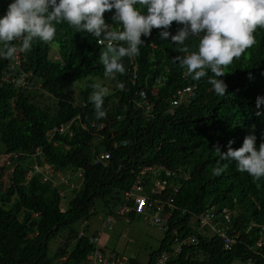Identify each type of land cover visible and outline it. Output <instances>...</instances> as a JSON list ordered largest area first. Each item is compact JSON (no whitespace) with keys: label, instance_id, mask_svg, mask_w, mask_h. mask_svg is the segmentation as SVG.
Segmentation results:
<instances>
[{"label":"trees","instance_id":"16d2710c","mask_svg":"<svg viewBox=\"0 0 264 264\" xmlns=\"http://www.w3.org/2000/svg\"><path fill=\"white\" fill-rule=\"evenodd\" d=\"M9 3L10 0H0V15ZM105 20L114 23L111 12L105 13ZM178 27L173 22L171 33L175 34ZM56 29L50 42L58 45L60 61H51L49 46L39 40L24 56L22 70L32 75L27 82L35 89L41 85L39 94L0 83V150L23 153L13 159L15 168L8 178L9 185L5 187L3 179L0 180V264H53L49 244L55 237L70 232L71 241L78 238L73 226L89 221L100 203L102 210L112 214L135 180L132 171L154 164L171 170L184 167L190 170L191 177L174 198L175 210L166 209L165 214H172L170 230L165 232L159 249L151 253L147 264H155L162 253L171 252L173 230L180 239L196 236L198 244L185 246L181 255L167 264H248L250 260L264 264V245L255 246L264 228V178L254 180L241 173L234 162L220 161L215 151L219 146L221 152H226L229 140L235 141L234 149L239 148L250 134L256 135L257 147L262 142L264 116L256 113L264 111V106L258 110L256 98L264 96V31L258 32L256 45L225 69L227 94L217 96L207 77L193 81L186 75V69L173 63L172 59L182 54L170 38L161 40L159 30L153 29L150 37L142 36L145 45L140 46L135 59L137 79L131 81L134 69L128 68L130 57L123 58L126 71L115 74L110 81L115 92L105 97L106 117L98 120L89 97L94 91L93 80L107 78L99 59L106 48L99 46L95 38L77 33L67 23L56 25ZM197 44L198 41H192L190 51H196ZM8 63L9 59H2L0 79ZM82 82L85 84L79 97L83 104L75 107L66 88ZM147 84L151 88L148 93ZM187 87L193 88L190 101L170 113L173 96ZM154 89L156 95L151 93ZM141 90L156 102L149 123L132 104ZM52 97L59 100L57 106L42 105L54 102ZM117 97H120L118 105ZM122 105L126 106L124 119L115 122ZM79 115L85 127H75L77 133L73 138L55 135L52 142L47 141L50 130ZM101 124H105L104 128L97 131ZM124 142L127 145L113 148L114 144ZM39 148L41 155L32 159ZM103 152L110 154L108 167L93 164V157ZM36 162L48 163L56 170L84 171L82 187L74 192L64 212L58 189L44 183L39 175L27 181L29 167ZM225 165L221 175L212 174L214 168ZM5 172L2 169L0 177ZM149 185L145 183V187ZM211 206L236 213L230 226L240 239L233 251H225L216 237H205L196 229L199 216ZM89 237L78 238L71 252L64 246L57 257L66 254L67 263H80L95 249ZM102 252L106 255L104 249ZM131 264L138 263L131 261Z\"/></svg>","mask_w":264,"mask_h":264},{"label":"clouds","instance_id":"9594fccd","mask_svg":"<svg viewBox=\"0 0 264 264\" xmlns=\"http://www.w3.org/2000/svg\"><path fill=\"white\" fill-rule=\"evenodd\" d=\"M142 9H146V12ZM106 12H111L112 21L114 23L118 22V24L106 22ZM173 22L179 26L175 34L170 31ZM63 23L73 26L77 33L95 38L99 46H105L106 48L100 53L99 59L107 78L93 80L95 82L94 91L89 97L94 106L96 119L99 120L106 117L104 111L105 97L115 92V86L113 85L112 93L109 94L107 80L112 81L117 73L124 74L126 69L122 60L125 57H130L128 68L133 67L134 74L131 81L135 82L137 79L135 59L140 54V46L145 45L142 36L145 38L150 37L153 29L159 30L161 40L170 38L172 44L177 46L179 53L182 55L174 57L172 61L182 69H186L188 77L193 81H200L202 78L207 77V83L212 86L214 93L217 96H225L227 94V84L223 79L227 74L225 69L232 64L234 59H239L247 49L256 45L258 32L264 31V0H10L4 14L0 15V64L2 59H9L0 83L13 84L22 91L37 92L41 85L38 84V88L35 89L30 82H27L32 78V75L22 70L24 56L26 52L31 51L34 42L37 40L45 42L49 48L52 44H56L50 41L56 36V25ZM115 26H117V29H115ZM192 41H198L196 51H190ZM50 52L51 48L48 53L51 61L61 60L59 48L57 60L50 57ZM209 72L211 75H209ZM98 80H101L102 83H98ZM76 84H81L79 89H83L85 82L73 83L70 86ZM150 89L147 84V93ZM156 91L157 89H154L151 93L156 95ZM192 92L193 88L191 87L179 89L170 102L169 112L173 113L174 108L183 103L187 104L192 97ZM147 93L144 90L138 92L132 104L137 112L144 117V120L149 123L153 120V112L157 107L156 102ZM66 94L70 100H73L75 107L82 106L83 103L80 97V102L76 104L75 92L72 89L69 91V86L66 88ZM119 98H115L117 105ZM58 101L54 99L55 106H57ZM262 106H264V96H257L256 108L259 110ZM124 109H126L125 105L120 106V114L116 116L115 122L124 119ZM256 115L264 116V111H257ZM78 125H81L82 128L85 127L81 122L80 115L68 123L55 126L46 134L47 141L52 142L55 135L73 138L77 133L75 127ZM104 125L101 124L97 131L103 129ZM256 140V135L250 134L244 137L242 146L239 148L234 149L232 145L235 141L229 140L226 145V152H221L219 146L215 148V151L219 153L220 161L234 162L238 171L247 173L254 180H259L264 178V137H262V142L258 147ZM125 145H127V142L121 145L114 144L113 148L116 149ZM0 152L6 153L5 150H0ZM16 154L23 155V153ZM103 154L110 156L108 152H103L93 157V164L94 160ZM40 155L41 149L39 148L32 155V159L35 160ZM35 164L40 165L37 162ZM35 164L29 168H32ZM44 164L50 165L48 163ZM44 164H41V166ZM148 166L164 165H146L139 169ZM226 167L227 165L216 167L213 169L212 174L219 176L226 170ZM167 169L174 172L175 175L165 177L160 174L159 179L167 181V193L170 194L175 188H177L176 193H178L182 184L190 180V170L184 167L175 170ZM5 171L7 172L8 169H5ZM137 171H132L135 177ZM5 173L1 179L11 174L5 175ZM213 208L219 212L229 211L231 222L236 217V213L228 208L220 209L211 206L207 210ZM230 224L228 228L231 233L238 234L231 228ZM196 229L200 232L199 226ZM262 231H264L263 227ZM262 231H260L259 238L255 242L257 248H262L264 245ZM201 235L203 234L201 233ZM192 237L197 239L196 236ZM216 238L222 244V241L218 237ZM174 245L171 252L174 251ZM234 248L230 251H233ZM173 253L170 254L169 260L181 255L180 253L175 256ZM251 263L254 264L252 261Z\"/></svg>","mask_w":264,"mask_h":264},{"label":"built area","instance_id":"2783aa9c","mask_svg":"<svg viewBox=\"0 0 264 264\" xmlns=\"http://www.w3.org/2000/svg\"><path fill=\"white\" fill-rule=\"evenodd\" d=\"M19 154L16 153H3L0 152V171L8 169L5 173H12L14 171L13 159H18ZM110 156L103 154L94 160V165L107 167L109 165ZM41 165L35 164L29 168L27 173V180H31L34 176L39 175L44 183H50L59 191L61 203H67L74 197V192H78L84 181V171L78 169L71 170H56L53 166L45 165V172H41ZM165 177L174 176L175 173L171 172L164 166H148L136 172V177L130 189L123 193L122 204L115 208L112 214H108L103 220V228L97 233L89 237L90 243L94 244L95 249L92 250L80 263L78 264H131V262L124 257H111L105 255L102 250L106 245V241L102 240L105 236V230H112L113 223L118 219H124L130 214H138L143 216L145 221L153 225L164 233L170 230L169 221L172 214H165L166 209L174 211V197L176 196L177 188L167 195V181L160 180L159 175ZM4 178V177H3ZM1 180V177H0ZM145 183H149V187H145ZM148 190V191H147ZM166 195V196H165ZM166 199V200H165ZM62 212L64 209H62ZM231 223V213L227 210L219 212L216 209H209L199 217V231L207 237H218L223 244L226 251L232 250L238 240L239 235L231 233L229 224ZM174 232V253L179 255L186 245L198 244L197 239L194 237L181 240ZM86 235L82 234L80 237ZM176 236V237H175ZM103 242V243H102ZM171 253H163L160 255L155 264H166L170 258ZM70 264V263H66ZM248 264H252L249 261Z\"/></svg>","mask_w":264,"mask_h":264},{"label":"rangeland","instance_id":"374dc122","mask_svg":"<svg viewBox=\"0 0 264 264\" xmlns=\"http://www.w3.org/2000/svg\"><path fill=\"white\" fill-rule=\"evenodd\" d=\"M50 48V57L53 60H57L59 57L58 45L52 44ZM100 81L101 80H98V83H102V81ZM80 85L81 84L69 86V91L72 89L73 92H75L74 97L76 98V104L80 102ZM107 89L109 90V94L112 93L113 85L111 84L110 79L107 80ZM37 94H39V92H37ZM39 100H42V97H40ZM54 103L55 102L53 101H46L42 105L51 104V107H53ZM40 170L41 172H45V164L40 167ZM9 177L10 175H6L3 178L5 187L9 185ZM66 205V202L61 203V208L66 209ZM101 208L102 206L100 203V207L98 206L97 211L95 210L94 216H92L89 221H80L73 226V228L77 231L78 238H80L82 234L86 236H93L102 230L103 220L107 217L108 213ZM104 234L106 237L103 236L102 240L106 241V245L104 247V252L106 255H117L138 264H147L149 262L151 253L159 249L165 236V233L162 230L148 224L144 217L139 215H135L133 218L126 217L122 220H116L113 223V229H106ZM71 238L70 232H65L58 235L50 242L49 253L53 260V264L67 263L68 256L66 254L61 257L57 256L61 255V251L66 245L68 246L67 250L71 252V248H73L75 242L78 239L76 236V238L71 241Z\"/></svg>","mask_w":264,"mask_h":264},{"label":"crops","instance_id":"0c3cea01","mask_svg":"<svg viewBox=\"0 0 264 264\" xmlns=\"http://www.w3.org/2000/svg\"><path fill=\"white\" fill-rule=\"evenodd\" d=\"M106 237V236H105Z\"/></svg>","mask_w":264,"mask_h":264}]
</instances>
